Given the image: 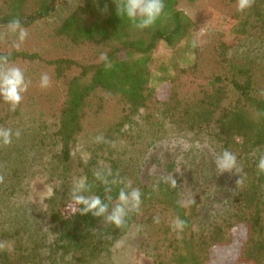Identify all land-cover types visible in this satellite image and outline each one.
I'll return each mask as SVG.
<instances>
[{
  "label": "trees",
  "instance_id": "trees-1",
  "mask_svg": "<svg viewBox=\"0 0 264 264\" xmlns=\"http://www.w3.org/2000/svg\"><path fill=\"white\" fill-rule=\"evenodd\" d=\"M180 1L164 0L163 14L139 29L117 14V0H78L51 35L72 47H93V60L67 55L44 59L36 51L0 45V56L10 62H43L53 69L54 78L68 79L54 105L38 93H24L15 108L0 99V127L20 132L10 144H0V264H115L112 248L134 224L154 264L165 263L166 252L172 264H209L214 249L228 247L235 252L226 264H264V172L257 168L264 153V93L248 66H230L239 48L256 39L262 44L251 52L259 50L264 56V0H249L243 10L238 0H224L236 6L231 36L221 35L216 47L218 63L226 66L207 73L194 63L174 66L170 74L161 65L157 69L164 74L153 86L150 63L155 51L161 44L176 47L193 27L178 8ZM54 2L0 0V39L4 22L18 19L28 26L53 14ZM163 86H168L166 98L159 97ZM112 99L120 105L118 120L98 136L89 159L77 155L74 147L91 134V119ZM150 104L159 109L162 124L206 136L218 146L217 154L225 148L232 151L239 173L214 171V161L207 160L203 149L199 152L204 159L193 162L194 171L189 162L178 163L163 153L152 158L145 149L138 156L137 147L129 144L119 150L118 135ZM158 135L159 130L152 131L151 147ZM150 165L154 167L147 171ZM39 174L53 183L43 209L30 200L31 182ZM80 176L110 205L125 183L139 188V211L130 212L119 227L73 211L69 191ZM177 217L185 222L182 230L173 227ZM236 229L241 232L238 239Z\"/></svg>",
  "mask_w": 264,
  "mask_h": 264
},
{
  "label": "rangeland",
  "instance_id": "rangeland-1",
  "mask_svg": "<svg viewBox=\"0 0 264 264\" xmlns=\"http://www.w3.org/2000/svg\"><path fill=\"white\" fill-rule=\"evenodd\" d=\"M78 0H55L53 7L56 10L49 17L36 19L28 26H23L27 32L26 38L22 42H18L17 33L12 32L8 28V24L4 23L2 29V38L0 45L3 48H11L14 46L17 49L25 51H36L44 59H53L64 55L71 56L82 60H93L95 57L94 48L89 45L72 47L66 42L55 38L51 35V29L61 20L77 3ZM178 8L186 13L193 21V27L189 36L180 42L176 47L169 48L165 44H161L158 50L155 51L151 67V85L157 86L159 77L164 74L157 68L165 65L169 68V73H173L174 66L191 67L197 63L203 72H211L220 70L223 63L219 62V55L216 49L220 36L224 35L229 38L231 35V20L236 6L225 2L224 0H202L190 2L181 0ZM259 36H256L258 38ZM262 44L259 39L252 41L251 45L247 42L246 46L239 48V54L230 62V66L245 67L248 66L253 74V78L257 82V88L264 93V56L257 50L253 49ZM247 51V52H245ZM264 53V47L262 48ZM24 70L26 77L31 81L27 92L38 93L41 98L54 101L61 98L65 89L67 78L57 80L54 78L53 69L45 63H25L19 64ZM41 72H47L50 76L51 83L47 88L39 86V76ZM168 86H163L159 91V97L166 98ZM61 100V99H60ZM59 100V101H60ZM61 102V101H60ZM59 102V104H60ZM159 109L150 104L148 109H142L134 120L127 124L121 132L124 134L118 135L116 141L123 146L137 147V154L147 150V155L152 158H157L163 153L167 158L173 159L178 163L189 162L194 166L193 162H199L204 159L200 156L199 151L205 150L207 160H215L218 146L204 135H195L181 131L177 126L162 124L163 120L159 116ZM120 116V105L117 100L112 99L105 110L97 117L91 119L88 128H92L91 134L88 130V137H84L80 144H76L74 151L77 155H81L85 159L95 152L96 141L110 125L118 120ZM159 130V135L156 138L157 145L151 147L149 143L152 138V131ZM150 137V138H149ZM115 139L113 143L116 142ZM108 147H105L107 149ZM203 149V150H202ZM106 156V155H105ZM104 156V157H105ZM146 155L141 158V163L145 160ZM206 159V158H205ZM206 160V161H207ZM154 166L147 168V171L153 169ZM214 171H217L214 168ZM53 183L43 174L34 177L31 182L30 200L39 209L44 208V199L48 197L47 190ZM235 235L238 238L241 236L240 230H235ZM141 239L138 231V224L132 225L127 232L114 244L112 248V257L115 264H154L153 258L148 255L141 247ZM234 248H217L213 251L212 261L209 264H226L234 257ZM170 253L166 252V261L163 264H172L168 261Z\"/></svg>",
  "mask_w": 264,
  "mask_h": 264
},
{
  "label": "clouds",
  "instance_id": "clouds-1",
  "mask_svg": "<svg viewBox=\"0 0 264 264\" xmlns=\"http://www.w3.org/2000/svg\"><path fill=\"white\" fill-rule=\"evenodd\" d=\"M249 0H238L239 9L243 10L248 6ZM116 12L120 17L127 18L139 29L147 28L153 25L164 12V0H117ZM10 31L17 33L18 42H22L27 32L18 19L9 21ZM51 83L47 72H41L39 76V86L47 88ZM31 81L26 77L24 70L15 63L8 60L6 56H0V99L6 102L10 108H15L23 100L24 93L27 92ZM20 135L19 130H13L8 127H0V144L8 145L13 137ZM215 168L219 173L235 170L239 173L240 169L237 163L236 155L227 148L221 150L214 160ZM257 168L264 172V153L260 154L257 160ZM97 178L108 184L107 179L96 174ZM169 182L175 184L173 177H166ZM238 179L237 183H240ZM110 189L106 188V191ZM53 189L47 190V195L51 196ZM69 204L73 211L81 214L90 213L94 217H103L113 225L119 227L126 222L130 212L139 211L141 204V190L125 183L120 187L116 195V202L109 204L102 199L100 195L91 191L90 183L87 178L80 176L73 179L69 191ZM158 219V218H157ZM184 221L175 218L173 227L176 230H182Z\"/></svg>",
  "mask_w": 264,
  "mask_h": 264
},
{
  "label": "water",
  "instance_id": "water-1",
  "mask_svg": "<svg viewBox=\"0 0 264 264\" xmlns=\"http://www.w3.org/2000/svg\"><path fill=\"white\" fill-rule=\"evenodd\" d=\"M53 7V6H52ZM24 22L26 21V19L25 20H23ZM2 22L0 21V24H1ZM5 24H9V22H4Z\"/></svg>",
  "mask_w": 264,
  "mask_h": 264
}]
</instances>
